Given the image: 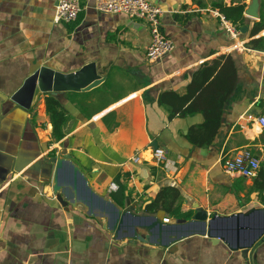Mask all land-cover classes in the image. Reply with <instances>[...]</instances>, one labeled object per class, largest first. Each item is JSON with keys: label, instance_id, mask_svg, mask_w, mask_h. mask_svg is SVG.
Returning a JSON list of instances; mask_svg holds the SVG:
<instances>
[{"label": "crops", "instance_id": "1", "mask_svg": "<svg viewBox=\"0 0 264 264\" xmlns=\"http://www.w3.org/2000/svg\"><path fill=\"white\" fill-rule=\"evenodd\" d=\"M59 1L0 0V95L10 97L40 66L69 73L93 62L104 81L89 90L44 93L29 111L14 107L0 113V264H264V234L250 247L202 233L164 246L112 232L108 218L90 215L70 187L55 190L56 164L48 160L67 158L97 194L114 203L110 184L126 185L125 206L115 203L120 209L129 203L138 208L140 198L150 201L163 184L179 187L183 209L196 212L197 205L204 207L202 195L214 186L240 192L239 180L253 185L255 178L229 175L222 165L244 147L231 146L239 130L252 140L264 133L248 119L264 113V52L248 47L255 38L251 29L232 38L210 12L220 0H151L164 11L163 31L175 49L148 62L145 22L101 12L96 0H80L83 9L76 21L55 23ZM233 1L248 7L249 0H224L228 5ZM229 54L237 68L235 89L214 142L197 148L184 134L202 123L203 115L170 120L159 95H186L194 71ZM48 96L65 110L61 139L53 135ZM261 141L264 151V134ZM155 144L167 151L169 168L131 163ZM252 185L248 193L255 199L215 215L264 210V199L252 192ZM253 218L257 225L258 213Z\"/></svg>", "mask_w": 264, "mask_h": 264}, {"label": "water", "instance_id": "2", "mask_svg": "<svg viewBox=\"0 0 264 264\" xmlns=\"http://www.w3.org/2000/svg\"><path fill=\"white\" fill-rule=\"evenodd\" d=\"M260 7L259 0H252L245 10L246 16L252 19L259 18ZM247 29L248 26L245 25L241 31L245 32ZM103 81L93 62L69 73L40 66L30 72L21 87L10 97L0 95V113H6L14 107L29 111L41 100L44 93L89 90ZM154 147L157 148L158 145L155 144ZM48 160L56 164L55 190L58 191L63 186L70 187L76 202L85 205L90 215L108 218L107 227L119 235L126 234L131 238H139L141 236L137 228L144 227L150 232V242L164 246H170L183 237L202 233L222 238L229 244L250 247L264 234L263 209L225 217L215 215L211 219H208L207 213L197 209L191 220L173 223H166L155 215L141 216L130 210L123 212L112 200L97 194L89 185L86 176L67 158L57 159L53 156ZM256 213L260 217L257 225L253 218ZM244 236L247 237L245 242Z\"/></svg>", "mask_w": 264, "mask_h": 264}, {"label": "trees", "instance_id": "3", "mask_svg": "<svg viewBox=\"0 0 264 264\" xmlns=\"http://www.w3.org/2000/svg\"><path fill=\"white\" fill-rule=\"evenodd\" d=\"M213 5L239 29L247 25L251 29V37H255L248 43V47L264 52V36L256 37L264 31L263 1L258 21L245 16L246 3L233 1L228 5L224 0H220ZM237 76V68L232 55H222L211 64L205 63L194 71L186 95L179 96L175 91L162 92L158 98L159 105L168 111L170 120L176 117L202 114L203 122L192 125L184 136L193 146L207 149L217 136L224 105L235 89ZM46 106L53 125V135L61 139L64 137L65 110L61 103L52 96L47 97ZM126 192V185L121 184L119 190L112 193L111 197L115 203L124 207ZM252 192H257L260 199H264V166L261 167L253 181ZM184 200L185 197L179 187L163 184L154 197L148 202H143L140 207L146 214L184 222L191 220L196 213L195 209H183Z\"/></svg>", "mask_w": 264, "mask_h": 264}, {"label": "built area", "instance_id": "4", "mask_svg": "<svg viewBox=\"0 0 264 264\" xmlns=\"http://www.w3.org/2000/svg\"><path fill=\"white\" fill-rule=\"evenodd\" d=\"M264 2V0H263ZM99 11L112 14H125L132 19H138L148 25L150 31V44L146 50V60L157 62L175 49L174 41L165 35L163 31L162 16L163 9L151 0H96ZM80 0H60L56 6L55 23H71L78 19L82 11ZM214 16L218 17L225 31L234 39L241 35V29L235 26L219 9H211ZM264 36V32H261ZM242 47V46H241ZM248 119L256 125L257 129L264 130V115H249ZM131 163L139 164L143 161L157 165H165L169 168L167 151L162 147L152 148L148 153L143 150L130 159ZM224 171L232 176H241L246 179L257 177L261 168V160L248 150L239 149L233 155L223 160ZM110 191H118L119 185L112 182ZM166 223L170 218H164Z\"/></svg>", "mask_w": 264, "mask_h": 264}, {"label": "rangeland", "instance_id": "5", "mask_svg": "<svg viewBox=\"0 0 264 264\" xmlns=\"http://www.w3.org/2000/svg\"><path fill=\"white\" fill-rule=\"evenodd\" d=\"M245 1V0H244ZM263 0H259V4L261 5V2ZM252 0H249L248 6L251 4ZM264 105V101H263ZM262 113V112H261ZM264 115V113H262ZM253 132L250 133L252 135ZM264 133L260 134L259 137H257L255 140H252L248 138L241 130L235 135L234 139H232L233 143L231 146H244L241 147L243 150H248L251 152L254 156L261 158V167L264 166V151H261L258 144L262 139ZM196 168V166H194ZM193 167V168H194ZM252 184L249 183L246 180H239L238 181V187L237 189L240 192H235L231 188L224 187V186H214L212 187L207 193L202 195L203 198H205L204 202H201L204 207H200L199 205L196 206V208L202 212L207 213V216H210L212 218L217 214V212H223V214H227L231 212L232 210H236L238 207L245 205L249 201L255 199L252 197L251 193H248L250 186ZM110 192V191H109ZM105 192V196H109L110 193ZM243 193V195H241ZM129 201V200H128ZM127 201V202H128ZM129 203V202H128ZM143 204L142 198L138 200L137 206H131L129 203V206L126 209H122L123 212L130 210L135 214L144 216V215H150L146 214L141 210V205ZM85 208H87L85 205H83ZM210 213V215H209ZM138 234L142 236L145 240L150 242L149 236L150 232L148 228L144 227H138Z\"/></svg>", "mask_w": 264, "mask_h": 264}, {"label": "bare ground", "instance_id": "6", "mask_svg": "<svg viewBox=\"0 0 264 264\" xmlns=\"http://www.w3.org/2000/svg\"><path fill=\"white\" fill-rule=\"evenodd\" d=\"M124 235V234H123Z\"/></svg>", "mask_w": 264, "mask_h": 264}]
</instances>
